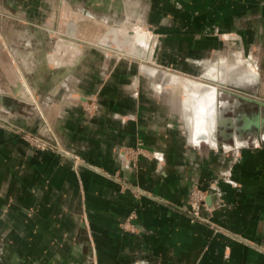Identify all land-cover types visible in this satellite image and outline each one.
I'll use <instances>...</instances> for the list:
<instances>
[{"label":"crops","instance_id":"1","mask_svg":"<svg viewBox=\"0 0 264 264\" xmlns=\"http://www.w3.org/2000/svg\"><path fill=\"white\" fill-rule=\"evenodd\" d=\"M110 19L148 27L175 89L76 42ZM215 65L264 103V0H0V92L36 107L13 102L0 123V264H264V106L203 78ZM15 129L53 135L84 165ZM138 137L159 159L122 170ZM116 171L138 197L103 174ZM192 188L214 227L178 210Z\"/></svg>","mask_w":264,"mask_h":264},{"label":"rangeland","instance_id":"2","mask_svg":"<svg viewBox=\"0 0 264 264\" xmlns=\"http://www.w3.org/2000/svg\"><path fill=\"white\" fill-rule=\"evenodd\" d=\"M107 24H108V29L107 31H105V33L102 34L104 30H97L94 31V34L91 37L86 35L85 32H83L82 30H80L79 34H77L78 36H75L77 40L76 42L78 44H87V46L91 47L95 51H98L99 53H101V55H103V57L105 58L107 57L110 60L125 59L126 61H130L132 64L136 66L137 73L140 76L145 77L147 79H151L150 81H152L153 84H157L159 86V89L161 90H171V88L174 89L176 88L175 85L177 82H179L173 78L174 76L177 77L176 75H174L176 73L172 71L170 68L158 64L154 60L155 39L146 25H143L141 21L125 20V19H110L108 20ZM233 69L234 67L227 66L223 71L222 68L219 67L218 65L211 66L202 74V77L210 80H213L212 78L215 77L218 78V80H216L218 81L216 85L218 86V90L224 93L226 91H230L228 85L231 84L228 82L227 77L229 72L232 71ZM110 72L107 73V71L105 70L106 74H110ZM214 72L216 74L220 73L221 76L219 75L218 77V74L214 75ZM221 72L223 73L221 74ZM101 73H104L103 69ZM164 78L167 79V83H165ZM183 79L186 80L185 78ZM198 85L200 88L208 87L209 89L211 87L208 85H204V86L200 84ZM131 87L133 94L136 95L138 88L137 84L135 85L131 84ZM8 92L10 93L9 90ZM0 95H2L1 92ZM12 101L17 105H24L23 102H21L20 100L12 99ZM31 102L32 103L24 106H26L28 109L35 110L36 109L35 104L33 103V101ZM96 108L97 107L93 101L90 102V104L88 105L82 103V110L85 113L90 114L94 112ZM12 111H13L12 109L9 111L0 110V123L6 124L5 120L7 118H10ZM15 133L17 134L18 137H20V139H22L25 143H27L31 148H33L36 151L50 153L52 156L58 158H67L71 160L74 168L84 165V161L79 156L75 155L74 153L62 147L59 141L51 134L49 137L45 138L37 135L36 133L22 129H15ZM120 154H121L120 166L122 170H129L135 168L138 160L141 157L156 159V160L159 159L158 153L157 154L151 153L145 149L144 141L140 137L136 139V142L132 147L121 148ZM103 174L105 176H109L110 178L116 181L119 180L118 182L119 192L124 193L128 191L132 194L133 197L139 196V193L134 189L133 185L123 180H120L118 171L112 174H108V173H103ZM128 221L129 218H127L125 220V223H123L124 224L123 228L125 230H131L132 228V227H128V228L125 227L127 226Z\"/></svg>","mask_w":264,"mask_h":264},{"label":"built area","instance_id":"3","mask_svg":"<svg viewBox=\"0 0 264 264\" xmlns=\"http://www.w3.org/2000/svg\"><path fill=\"white\" fill-rule=\"evenodd\" d=\"M204 200L205 193L197 188H192L188 193L186 206L178 207V210L184 213L191 222L207 223L209 226L214 227L209 219L203 217L200 213Z\"/></svg>","mask_w":264,"mask_h":264},{"label":"water","instance_id":"4","mask_svg":"<svg viewBox=\"0 0 264 264\" xmlns=\"http://www.w3.org/2000/svg\"><path fill=\"white\" fill-rule=\"evenodd\" d=\"M228 88L230 89V91H226L224 93L230 92L229 94L233 97H235L238 100V105L241 102H245L247 104H250L251 106L257 107L259 105L264 106V103H261L260 101H257L254 98H249L246 97L245 95H243L242 93H246L243 89H241L239 86L237 85H228ZM10 100V101H9ZM12 99L11 98H7L3 95H0V110H5V111H9L12 108Z\"/></svg>","mask_w":264,"mask_h":264},{"label":"bare ground","instance_id":"5","mask_svg":"<svg viewBox=\"0 0 264 264\" xmlns=\"http://www.w3.org/2000/svg\"><path fill=\"white\" fill-rule=\"evenodd\" d=\"M121 50H122V48H121Z\"/></svg>","mask_w":264,"mask_h":264}]
</instances>
